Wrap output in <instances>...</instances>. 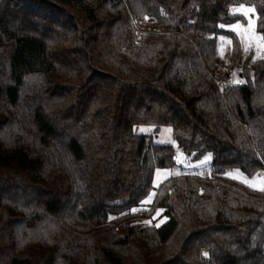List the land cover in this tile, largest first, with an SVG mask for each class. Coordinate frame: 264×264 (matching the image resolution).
Wrapping results in <instances>:
<instances>
[{
  "label": "trees",
  "instance_id": "obj_1",
  "mask_svg": "<svg viewBox=\"0 0 264 264\" xmlns=\"http://www.w3.org/2000/svg\"><path fill=\"white\" fill-rule=\"evenodd\" d=\"M238 4L264 39V0H0V264H264V189L223 176L264 170V56L214 82ZM160 126L211 166L158 185L157 227L126 212L175 165Z\"/></svg>",
  "mask_w": 264,
  "mask_h": 264
},
{
  "label": "rangeland",
  "instance_id": "obj_2",
  "mask_svg": "<svg viewBox=\"0 0 264 264\" xmlns=\"http://www.w3.org/2000/svg\"><path fill=\"white\" fill-rule=\"evenodd\" d=\"M243 6V8H241ZM250 10V11H249ZM229 12L239 16V20L224 24L223 29L229 30L237 36L239 40L240 52L237 57V61L231 64L230 61V39L227 36L219 35L217 37V54L219 63L230 67L229 78L235 80L241 71V62L248 58L249 63L259 60L264 56V39L256 31L255 28V11L253 7L245 4L232 5L229 7ZM136 29L139 32H143L144 29L149 30L151 27H144L136 25ZM134 131L142 134L154 133V127L151 125H136ZM154 141L156 143L170 144L175 149V165L171 168H157L153 177V189L149 195L143 200L140 207H136L133 210H141L143 217L145 212L152 207V198L157 193V187L167 177L176 175H199L202 177L207 176V172L211 166L210 154H205L198 160H191L190 157L183 153L176 147L175 141L172 137V130L170 126H160L157 133L154 134ZM223 176L226 179L236 181L244 186L253 190L264 189V170H257L252 175H247L238 168H228L223 172ZM156 189V191H155ZM162 208H151V214L147 219L141 220V225H154L160 226L163 224L167 217L163 214ZM147 222V223H145Z\"/></svg>",
  "mask_w": 264,
  "mask_h": 264
},
{
  "label": "built area",
  "instance_id": "obj_3",
  "mask_svg": "<svg viewBox=\"0 0 264 264\" xmlns=\"http://www.w3.org/2000/svg\"><path fill=\"white\" fill-rule=\"evenodd\" d=\"M149 30L154 31V29H149ZM144 31H146V29H144ZM219 67H220V70H221L222 77L216 76L214 78V82H215V85H216L217 89L221 93L223 92L224 88H226V87L232 88L234 86H240L242 84V76H241L240 73H239L238 77L235 80H232V79L229 78L230 67L226 66V65H222V64H220ZM199 193L200 194L204 193V189L200 188L199 189ZM128 212L134 213V214H136L138 216L142 215V211L141 210H135V211L131 210V211H127L126 213H128ZM120 216H121L120 213L117 214V217H120Z\"/></svg>",
  "mask_w": 264,
  "mask_h": 264
},
{
  "label": "snow or ice",
  "instance_id": "obj_4",
  "mask_svg": "<svg viewBox=\"0 0 264 264\" xmlns=\"http://www.w3.org/2000/svg\"><path fill=\"white\" fill-rule=\"evenodd\" d=\"M241 8H243V6H241ZM250 11V10H249ZM133 211H135V210H133ZM145 223H147V222H145Z\"/></svg>",
  "mask_w": 264,
  "mask_h": 264
},
{
  "label": "water",
  "instance_id": "obj_5",
  "mask_svg": "<svg viewBox=\"0 0 264 264\" xmlns=\"http://www.w3.org/2000/svg\"><path fill=\"white\" fill-rule=\"evenodd\" d=\"M205 250H208L207 248Z\"/></svg>",
  "mask_w": 264,
  "mask_h": 264
}]
</instances>
